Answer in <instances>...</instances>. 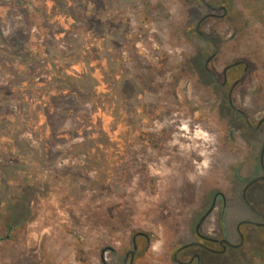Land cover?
<instances>
[{
    "label": "rangeland",
    "instance_id": "374dc122",
    "mask_svg": "<svg viewBox=\"0 0 264 264\" xmlns=\"http://www.w3.org/2000/svg\"><path fill=\"white\" fill-rule=\"evenodd\" d=\"M205 1L230 9L201 30L214 67L249 62L233 103L256 126L264 0ZM210 12L199 0H0V264H121L137 233L150 241L137 239L136 264H173L217 193L226 205L204 235L237 243L239 221H261L242 193L263 174L264 124L229 112L228 88L192 63L215 50L195 32ZM246 195L264 212V181Z\"/></svg>",
    "mask_w": 264,
    "mask_h": 264
},
{
    "label": "flooded vegetation",
    "instance_id": "af4514ba",
    "mask_svg": "<svg viewBox=\"0 0 264 264\" xmlns=\"http://www.w3.org/2000/svg\"><path fill=\"white\" fill-rule=\"evenodd\" d=\"M199 1H201L203 6H205L209 11H211L210 13L202 16L198 20L196 27H195V32L197 34L201 35V37L205 38L200 33V32H203L201 30V27L204 24L205 20H207L208 18L225 19L228 16L230 9L227 5H225L223 3L210 4L205 0H199ZM191 9H194L192 7V5H191ZM198 25H199V30H197ZM205 39H207V38H205ZM207 40L210 43H212L209 39H207ZM214 48H215V46H214ZM217 58H218V52L216 50H214L213 53L211 55H209L204 61L196 58L195 61H193L192 63L194 65L197 73L200 74L201 78H209L214 83V85L216 84L223 89L228 88V103H229L228 107L230 109H232L234 111V113H238L239 115H242V117L247 121L248 126L252 130H254V131L260 130L264 124V121L263 122L260 121L256 126H254L250 122V120L246 119L248 117L246 115V113L243 110L239 109L233 103V94L235 93L237 88L249 76V72H250L249 62L245 59H241V60H238V61L233 62L231 64H228L227 66H225L221 70L220 68L218 69V68L213 66V64ZM233 68L237 69L236 73H231V70ZM230 97H231V102H230ZM181 131H185V129L182 128ZM199 132L200 131H198V134L196 132H194V134H195L194 140L198 139V136L201 134ZM185 133L186 134H182V136L188 137L187 131H185ZM205 141H207V138ZM206 153H207V155H206V157H207L209 154H208V152H206ZM260 157H261V166H262L263 174L259 175V176H261L259 178H263V179L257 178L254 181L250 182L244 189V191H246V193H247L249 187L253 183H256L257 181H264V145L262 146V151H261ZM244 191L242 193V197H243L245 206H247L249 208V210H250L249 212L251 214H253L254 217L260 219L261 221L263 220V222L254 221V220L239 221L235 227V230H236V233L238 236L237 243H233L228 238H225V237H211V236L204 235L201 232V226L205 222L207 217L218 206L219 199H220V201H222V206L224 208L226 205L225 197L223 196V194L217 193L215 195V198H214V201H213L211 207L203 215V217L200 219V221L196 225L195 233H196L197 239L192 241V242L181 245L175 249V251L173 252V264H207V263H204V261H205L204 255H207V254L214 255V256H216L215 258H217V260H218L221 256L229 253L230 251H233V250L236 251V250L241 249L247 245H250V246L252 245V248L255 249L258 243L262 244V247H260V248L264 252V237L258 236L256 234V231H252V230L244 231L243 230V227L245 225L249 226L250 228H253V229H264V212L259 210V209H256L248 201L247 195H246V200L244 199ZM249 203L254 207V209L251 208ZM223 207H222V209H224ZM135 236H136V247H134V237ZM140 236L145 238L146 243H149L150 237L147 234L146 235H143L140 233L135 234L133 239H132V243H133L132 249H129L126 251L121 264H136L137 255H138V251H139L137 239ZM242 237H243V239H242ZM184 246H186V247H184ZM182 247H184V248H182ZM188 249L190 250V252L187 251ZM213 262H215V261H213Z\"/></svg>",
    "mask_w": 264,
    "mask_h": 264
},
{
    "label": "trees",
    "instance_id": "16d2710c",
    "mask_svg": "<svg viewBox=\"0 0 264 264\" xmlns=\"http://www.w3.org/2000/svg\"><path fill=\"white\" fill-rule=\"evenodd\" d=\"M202 51L203 50L200 48L199 53H202ZM229 112H234V111L229 108ZM260 247H262V244L258 243L255 249L252 248V245L251 246L247 245V246L243 247L242 249L254 253L255 257L258 260L257 264H262L263 260H264V253ZM254 250H256V251H254ZM236 251H239V250H236ZM230 255H232V254L227 253V254L220 257V259H223L222 264H242L241 254L234 255V256H230ZM213 264H220V263L219 262H217V263L213 262Z\"/></svg>",
    "mask_w": 264,
    "mask_h": 264
},
{
    "label": "water",
    "instance_id": "95a60500",
    "mask_svg": "<svg viewBox=\"0 0 264 264\" xmlns=\"http://www.w3.org/2000/svg\"><path fill=\"white\" fill-rule=\"evenodd\" d=\"M197 30H199V25L197 27ZM200 33L202 34V36H204L205 38L209 39L214 44L215 50L217 51V45H216V43L207 34H205L203 32H200ZM230 102H231V97H230ZM263 121L264 120H261V122H263ZM259 179H263V178H259ZM244 199L246 200V191H244ZM249 205L251 206L252 209H254V207L250 203H249ZM242 239H243V237H242ZM134 247H136V236L134 237ZM184 247H186V246H184ZM184 247H182V248H184Z\"/></svg>",
    "mask_w": 264,
    "mask_h": 264
}]
</instances>
